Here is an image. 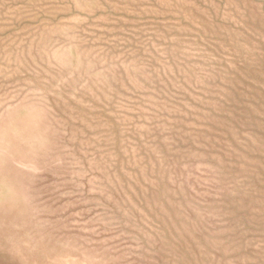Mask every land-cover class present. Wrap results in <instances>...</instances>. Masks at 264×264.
<instances>
[{"label": "rangeland", "instance_id": "obj_1", "mask_svg": "<svg viewBox=\"0 0 264 264\" xmlns=\"http://www.w3.org/2000/svg\"><path fill=\"white\" fill-rule=\"evenodd\" d=\"M0 264H264V0H0Z\"/></svg>", "mask_w": 264, "mask_h": 264}]
</instances>
